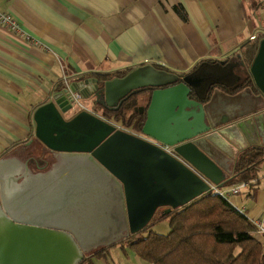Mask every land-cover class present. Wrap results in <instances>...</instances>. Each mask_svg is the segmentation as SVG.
Here are the masks:
<instances>
[{
    "label": "water",
    "instance_id": "obj_1",
    "mask_svg": "<svg viewBox=\"0 0 264 264\" xmlns=\"http://www.w3.org/2000/svg\"><path fill=\"white\" fill-rule=\"evenodd\" d=\"M241 64L253 85L246 90L256 91L253 97L264 107V37L250 64ZM98 83V78L63 83L34 111L33 140L53 155L50 170L33 174L16 156L0 158V264H80L87 254L142 230L146 225L134 227L154 206H182L201 192H213L203 178L224 186L218 182L220 148L210 132L248 113L225 111L242 105L243 93L223 101L215 95L205 102L193 99L200 79L190 74L164 83L134 74ZM79 88L107 109L151 89L148 105L138 107L145 112L140 131L76 109L71 92ZM258 119L255 131L262 133L264 110ZM146 138L174 146L176 156Z\"/></svg>",
    "mask_w": 264,
    "mask_h": 264
},
{
    "label": "crops",
    "instance_id": "obj_2",
    "mask_svg": "<svg viewBox=\"0 0 264 264\" xmlns=\"http://www.w3.org/2000/svg\"><path fill=\"white\" fill-rule=\"evenodd\" d=\"M176 7L182 8L183 16ZM0 11L11 14L21 30L0 24V158L32 142L33 113L61 90L63 80L73 85L104 75L115 79L119 77L114 73L126 72L125 76L164 83L185 75L201 61L193 77L235 84L239 78L235 65L241 63L243 45L257 35L264 37V0H0ZM246 88L233 93H243V104L225 111L232 115L247 109L248 113L210 132L223 165L218 182L224 186L218 188L231 186L227 183L241 150L264 147V132L255 131L264 107L259 108L261 100L253 97L257 92ZM233 94L214 87L209 99L215 95L223 101ZM83 98L93 103L87 112L101 114L93 97ZM146 140L155 145L154 140ZM228 200L264 227V159L254 182ZM255 236L264 250V236ZM126 240L104 247L80 264H152L142 260Z\"/></svg>",
    "mask_w": 264,
    "mask_h": 264
},
{
    "label": "trees",
    "instance_id": "obj_3",
    "mask_svg": "<svg viewBox=\"0 0 264 264\" xmlns=\"http://www.w3.org/2000/svg\"><path fill=\"white\" fill-rule=\"evenodd\" d=\"M176 11L183 16L181 7H176ZM260 38L261 34L243 45L240 56L246 65L250 64ZM200 65L201 61L185 74L196 73ZM114 74L113 77H124L126 72ZM109 78L112 77H98L99 80ZM214 87L233 94L253 85L249 78L229 85L209 81L206 89L204 87L198 92L193 90L191 97L205 102ZM142 91L146 94V107L151 89ZM135 94L123 100L116 110L103 108L97 103L95 106L103 110L106 117L112 115L124 127L140 131L145 121V112L140 114L135 110L139 105ZM263 159V146H250L241 150L233 163V177L227 184L254 181L257 178L258 165ZM158 220L168 222L169 231L166 234L152 229ZM255 235L253 222L235 208L228 198L206 192L180 208L154 217L150 224L129 236L126 243L142 260L152 264H264L263 244ZM92 254L94 253H90L82 263L90 261Z\"/></svg>",
    "mask_w": 264,
    "mask_h": 264
},
{
    "label": "flooded vegetation",
    "instance_id": "obj_4",
    "mask_svg": "<svg viewBox=\"0 0 264 264\" xmlns=\"http://www.w3.org/2000/svg\"><path fill=\"white\" fill-rule=\"evenodd\" d=\"M239 64L242 67H239L240 66ZM235 68L237 69V71L239 73L238 82L246 80L247 78L250 79L249 74L246 71L247 69H245V67L241 63L238 62V65H235ZM191 75L194 76L195 73H193V74L191 73ZM103 81L104 80H99V83H98L99 87H102V82ZM207 83H208L207 80L206 81L200 80L199 86L195 89V91L198 92L201 89H203L204 87L206 89V84ZM251 88H253V87H251ZM144 94H145L144 91H139L138 93L135 94L137 99H138V102H139V105L135 108V110H137L140 114L144 112V111L140 112L139 108H138V107H142V106L145 107L146 100L143 99V98H145V97H143ZM128 97H126L125 99H127ZM122 102H123V100H122ZM122 102L121 103H117V105H115V109H113V110H116L118 107H120ZM94 103H96V102H94ZM99 116L103 117L104 118L103 120H106V121L111 122V123L115 121V119H114V117L112 115L107 118L105 116L103 110H102V112H101V114ZM115 122H119L120 123V121H115ZM123 129L125 130V128H123ZM6 156H16V157H18L19 159H21L22 161H24L27 164L29 170L33 174L47 172L48 170L51 169L52 165L55 163L53 155L48 150L44 149L42 147V145L39 144L38 141L35 140V139L32 140V142H29L28 144H26L24 147L22 146L18 150L14 151V152H11V154H7ZM89 254H87L85 256V258L88 257Z\"/></svg>",
    "mask_w": 264,
    "mask_h": 264
},
{
    "label": "built area",
    "instance_id": "obj_5",
    "mask_svg": "<svg viewBox=\"0 0 264 264\" xmlns=\"http://www.w3.org/2000/svg\"><path fill=\"white\" fill-rule=\"evenodd\" d=\"M0 24L7 26L8 28H10L11 30L15 32L21 31L17 20L9 13L0 11ZM63 83L66 86L69 85L66 80H63ZM71 97H72L73 105L75 106V108L79 110L90 111V112L92 111V110H88L87 108H85V106L82 104V101H81V99L83 98L82 88H79L71 92ZM100 118L104 119L103 117H100ZM154 143L156 146H158L161 150H163L167 154L176 156V153L174 152V146H170V145L160 143L157 141H154ZM252 182L254 181H247V182L242 181V182L236 183L226 188H218L214 185H212L211 187L213 188L214 193L220 194L224 196L225 198H229L231 195L238 194L243 189H246ZM253 224L255 225L256 234L264 236V227L261 225V223L258 220H255Z\"/></svg>",
    "mask_w": 264,
    "mask_h": 264
},
{
    "label": "rangeland",
    "instance_id": "obj_6",
    "mask_svg": "<svg viewBox=\"0 0 264 264\" xmlns=\"http://www.w3.org/2000/svg\"><path fill=\"white\" fill-rule=\"evenodd\" d=\"M209 68V67H208ZM82 101V104L85 106V108H89L91 106V103L92 101L91 100H88L86 98H82L81 99ZM98 111V110H96ZM122 127H124L123 125H121ZM127 128V127H125ZM178 201V200H177ZM178 203V202H176ZM176 203H173V204H161V205H156L154 206L152 209H150L148 212L145 213V218L143 220H141L137 226L134 227L135 231L140 228V227H143L144 225H148L151 220L154 218L155 215H159V214H162V213H167L169 211V209H175L176 207ZM181 207V206H180ZM180 207H176V208H180ZM157 223V222H156ZM154 230L158 233H162V234H166L168 231H169V225H168V222L166 220H161L159 221L155 226H154ZM86 264V263H84Z\"/></svg>",
    "mask_w": 264,
    "mask_h": 264
}]
</instances>
